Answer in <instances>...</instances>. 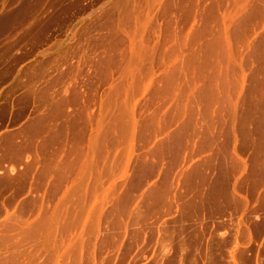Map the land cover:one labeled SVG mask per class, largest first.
Returning <instances> with one entry per match:
<instances>
[{"label": "bare ground", "instance_id": "bare-ground-1", "mask_svg": "<svg viewBox=\"0 0 264 264\" xmlns=\"http://www.w3.org/2000/svg\"><path fill=\"white\" fill-rule=\"evenodd\" d=\"M108 7L84 25L88 45L60 77L57 98L45 84L31 89L45 78L43 60H35L43 35L30 26L20 32H36L25 56L35 60L25 68V96L49 109L22 130L33 151L44 135L40 169L21 160L17 145L9 149L18 174L46 181L50 194L40 195L43 207L28 197L15 214L0 208V264H49L56 256L62 264H111L121 248L129 260L117 264H253L250 241L264 250V0H112ZM31 10L20 0L1 15L0 30L21 27ZM231 211L242 222L240 239L222 232ZM83 216L90 219L78 229ZM98 234L93 262L87 238ZM185 236L193 239L188 254Z\"/></svg>", "mask_w": 264, "mask_h": 264}, {"label": "rangeland", "instance_id": "rangeland-1", "mask_svg": "<svg viewBox=\"0 0 264 264\" xmlns=\"http://www.w3.org/2000/svg\"><path fill=\"white\" fill-rule=\"evenodd\" d=\"M11 1L12 0H0V17H1V15L9 12V10L11 8L15 7L19 3L20 0H16V3H13V4H11ZM30 1H31V9H32L30 14H29V17H28L30 19L29 20L30 22L27 19L26 22L24 23L25 26L22 25L21 27H20V25L18 27V22H15V23L7 25V27L5 29L3 28L2 30H0V181L2 182V183L0 182V202H1L0 205H2V206H0V208L4 207L5 209H7L8 213L11 212L14 214L17 211H19V209L21 207V203H22V202H20L21 200L23 201L24 199H26L28 197H34V198L40 197V198H38V205L43 207V206H46L45 203H47L46 198L44 199L45 196L43 194L44 193L46 194L47 192H48V194H50L49 185H47L48 183L45 184L46 181L42 184V185L45 184V186H42V185L37 184V182L35 181V178L31 179V176H30L31 174L27 175V173H24V176H21L18 174V172L23 173L22 166L19 163V161L16 160L18 158H16L15 155L13 154V152L10 151V149H9V147L11 145H17L18 147L21 148V151L19 152L20 154L18 153L19 156H21V160L28 161L29 163H31L33 161L34 162L33 166L35 165L34 168L37 166L36 169L37 170L40 169V167L42 165V156L43 155L41 152L42 151L41 147L39 145L41 144V141H42L41 137L44 138V135L43 136L39 135L38 136L39 138L36 137L34 139L37 146H36V144H34L35 145V151H33L31 148L27 147L29 134L28 133L25 134V133L27 131V127H28L27 125H28L29 121L32 119H38L41 117L48 116V112H49L48 110L49 109L47 108V106L44 109L45 106H42L41 104H39L40 103L39 97H35V99H34V98L28 97L27 95L25 96V92L27 90V88H25V86L23 87V84L26 81V76L24 73L25 68L29 66L28 64H31L33 61H35L37 59H39V60L41 59V61L43 60V67L44 68L43 67L42 68L45 71V78L43 79L44 81L42 80L43 82L41 81V83L40 82H37V83L33 82L31 89H32V91H39V88H43V86L45 84L46 86H44V88L45 87L49 88V95L57 98L59 93H60L59 91L62 87L61 86L62 82H60V77L67 70H71V68H72L71 66H73V68L75 67V65L77 64L76 62H77L78 58L82 59V56H83L82 53L79 54L80 50L85 49L83 47H86L88 45V43H87L88 39L87 38L89 37V34L88 33L85 34V32H87V30L84 32L85 28L87 27L86 23L89 22L91 20V18L93 19V16L95 17V16L100 15L103 12L102 9L105 10L106 7L110 6V2L112 0H38V1L37 0H30ZM8 8H9V10H8ZM110 8L108 7L107 9H110ZM6 10H7V12H6ZM138 10L142 11L141 9H138ZM142 12H141V14H143ZM84 25L86 26L85 28H84ZM29 26L33 27V30L37 31V33L40 32L43 35V38H41L42 41L39 44L40 47H38L37 49L39 51L43 50V52H44L43 54H41L40 57H39V55H37L35 57V60H32L31 62H27L30 58H26L25 56H26L27 52L29 51V49L31 50L34 48L35 38H33V37L35 36L36 32L33 31L34 34L32 33L33 35H31V37L30 36L25 37L22 33H20L26 27H29ZM34 27H36V28H34ZM83 28H84V30H83ZM81 31H83V32H81ZM123 32L124 31H122V33L120 35H123L124 34ZM21 35H23V36H21ZM38 36L41 37L40 35H38ZM22 37H23V39H21ZM19 38H20V40H19ZM41 39H37L36 41H40ZM81 40L86 41V42H84V43L82 42V44H80ZM32 46H33V48H32ZM81 48H83V49H81ZM72 50H73V52H72ZM66 51L70 52V53H67ZM66 53L69 54L70 56L67 55ZM75 53H78L79 56H77L78 54H75ZM72 54H74L76 57L74 55L72 57L71 56ZM63 60H66L67 62L70 61L69 62V63H71L70 66H68L69 63H67L68 65L66 63L63 64L62 63ZM53 61H56V62H53ZM79 63H80V61H79ZM57 65H59V66H57ZM64 65H66V66H64ZM65 67H68V68L65 69ZM30 68H28V69H30L29 71L33 70V66H31ZM35 68L37 69V68H39V66L37 65ZM57 76L59 78H57ZM51 82H53V83H51ZM55 88H57V89H55ZM49 122H50L51 127L55 126L54 124L56 123V121H49ZM24 129L26 131L22 132V130H24ZM26 136H27V138H26ZM9 137H11V139ZM25 138H26V140H25ZM53 147H56V145H54ZM35 152L37 155L35 154ZM32 154L33 155L35 154L37 157L36 156L33 157ZM38 157H39V159L37 160ZM38 162H39V164H38ZM36 169H34V170L36 171ZM19 178H23V181L20 182L18 180ZM1 179H3L4 181ZM25 179L26 180L28 179V180L26 181ZM93 179H94L93 175L89 176L90 181H92ZM115 179H117V178H115ZM5 180L7 181V183ZM89 183H91V182H89ZM181 184L182 183H180V185ZM29 185H30V187H29ZM105 185H106V183H105ZM18 188L22 189V190H19ZM243 190H244V188H243ZM43 191H44V193H43ZM59 193H57V194H59ZM237 193L238 194H245V190H244V192H242V189H241V192L239 190V191H237ZM22 194H24L23 195L24 197L22 196ZM36 195H39V196L36 197ZM40 195L41 196L43 195L44 197L42 198ZM98 197L99 196L96 197L97 199H96L95 203L99 202L100 197L99 198ZM41 198L43 199L42 201L40 200ZM232 213L233 212L231 211V214L230 213L228 214L230 217V218L228 217L229 219L225 218L226 219V221H224L225 222V226H224L225 229L222 228V232L223 233L225 232V233L231 235L232 237L236 236L237 239H240L242 237V235H241L242 234L241 233L242 222L239 220L240 219L239 215L237 216V214L235 215L234 213H233L234 215H232ZM231 217L234 219H232ZM89 219H90L89 217L87 219H85V216H83V219H81L82 220L81 223L77 225L78 229L81 228V227H79V225L82 226V224H84L83 222L87 221ZM22 220H23V218H22ZM232 220H234V222ZM102 222H103V219L100 220V223H101L100 228L101 229L103 226ZM227 225L229 226V228H227ZM235 230L236 231L239 230V231L236 232ZM239 232H240V234H239ZM98 235H96L95 237L93 235H89L90 238L89 237L87 238V236L84 237L85 240L89 239L88 241L92 242L91 244L95 247V248H93V251H94L93 257H91L90 259L88 258V259L91 261L96 260V262L98 259V254L96 252L98 245H96V244L97 243L99 244V242H100V241H98L100 239V235L99 236ZM91 237L94 239H91ZM186 237H187V240L192 239L189 236H185V238ZM237 239H235V240L237 242H239V240H237ZM12 241H14V239ZM95 241H97V242H95ZM244 241H240V243L241 242L243 243ZM146 242H149V241H146ZM153 242L155 243V241H152L149 243H151L153 245L154 244ZM10 243L11 244H9V243L8 244H9L10 250H11L12 249L11 245L13 242H10ZM94 243H95V245H94ZM248 243H249V240H246L243 244L247 245ZM250 243L254 247V249H251V250H254V251L252 254H251V251H249V255L250 254L252 255V256L250 255L251 257L248 255L250 257L249 260H250V262L254 261L257 264H260V263H258L259 262L258 260L261 259L260 254L264 253V252H262L264 250H262V248L260 247L259 244L254 246L252 241H250ZM7 246H5V247L8 250L9 246L8 247ZM121 249H124V248H121ZM121 249H119V252L117 254L118 256L120 254V256L118 257L116 255L115 257H113L111 264H113V262H114V264H117V262L120 263L121 261H126V258H127L126 262H128V260H129L128 256L130 253H128L126 255V257L124 258V257H122L123 251ZM84 250H85L84 248L81 250V253H82V254L80 253L81 257L84 254L83 253ZM3 251H4L3 255L6 254L5 255L6 257L8 256L7 254L10 253L9 250L6 252L5 249H3ZM255 251H258V252H255ZM255 253H257V254H255ZM217 254H218L217 255V261H220V259H222L221 258L222 256L220 255L219 252ZM253 255H254V260L252 259L253 261H251V258H253ZM57 257H59V256L54 257V259H52V262H50L49 264H55V261H56V264H60V263L62 264V259L61 258L57 259ZM83 257L85 258V256H83ZM83 257H82V259H84ZM118 258H120V259H118ZM115 259H116V261H114ZM207 259L208 258H205L204 260L207 261ZM119 260H120V262H119ZM126 262L121 263V264H125ZM254 262H253V264H254ZM209 264H211V263H209ZM262 264H264V263H262Z\"/></svg>", "mask_w": 264, "mask_h": 264}, {"label": "crops", "instance_id": "crops-1", "mask_svg": "<svg viewBox=\"0 0 264 264\" xmlns=\"http://www.w3.org/2000/svg\"><path fill=\"white\" fill-rule=\"evenodd\" d=\"M183 240H184L185 243H182V244L186 246L187 250H185V252L188 254V250H189V248H188L187 243H188L189 241H191V240H189V241L187 240V242H186L185 239H183ZM182 242H183V241H182ZM183 245H182V246H183ZM185 246H184L183 248H180V249L182 250V252H184V249H186ZM190 250H191V249H190Z\"/></svg>", "mask_w": 264, "mask_h": 264}]
</instances>
